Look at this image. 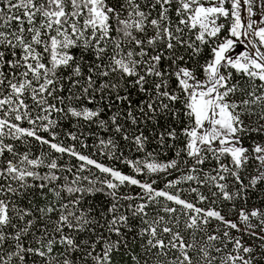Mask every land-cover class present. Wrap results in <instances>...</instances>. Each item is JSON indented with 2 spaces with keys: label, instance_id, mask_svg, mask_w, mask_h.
Instances as JSON below:
<instances>
[{
  "label": "snow or ice",
  "instance_id": "1",
  "mask_svg": "<svg viewBox=\"0 0 264 264\" xmlns=\"http://www.w3.org/2000/svg\"><path fill=\"white\" fill-rule=\"evenodd\" d=\"M116 257L264 264V0H0V264Z\"/></svg>",
  "mask_w": 264,
  "mask_h": 264
},
{
  "label": "trees",
  "instance_id": "2",
  "mask_svg": "<svg viewBox=\"0 0 264 264\" xmlns=\"http://www.w3.org/2000/svg\"><path fill=\"white\" fill-rule=\"evenodd\" d=\"M66 143H70V141H66ZM84 151L87 154V150H84ZM97 158L100 159L101 162L110 163V162L106 161L105 158H103V157H97ZM68 159L69 158L65 157V161H67ZM118 166L123 167L122 165H118ZM124 171H128V169L125 168ZM160 186H162V185H160ZM249 206L251 207L252 205L250 204ZM129 243L131 246L136 247V250L139 251L138 246L136 244H134L133 241H131V239L129 240ZM116 259L119 261V264H125L124 260L121 259L120 257H116Z\"/></svg>",
  "mask_w": 264,
  "mask_h": 264
}]
</instances>
